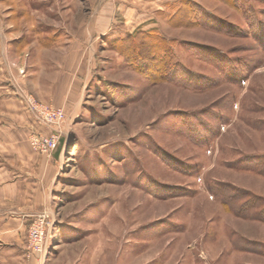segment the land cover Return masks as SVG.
<instances>
[{
  "label": "rangeland",
  "instance_id": "obj_1",
  "mask_svg": "<svg viewBox=\"0 0 264 264\" xmlns=\"http://www.w3.org/2000/svg\"><path fill=\"white\" fill-rule=\"evenodd\" d=\"M0 110L55 168L26 258L264 264V0H0Z\"/></svg>",
  "mask_w": 264,
  "mask_h": 264
},
{
  "label": "crops",
  "instance_id": "obj_2",
  "mask_svg": "<svg viewBox=\"0 0 264 264\" xmlns=\"http://www.w3.org/2000/svg\"><path fill=\"white\" fill-rule=\"evenodd\" d=\"M17 115L25 119L24 114ZM24 150L11 157L0 150V264H41L34 255L26 258L30 253L24 244L22 229L46 205L41 191L49 188L50 177L44 178V174L45 171L54 174L55 168L51 157ZM54 154L59 156L58 151ZM8 238L13 244L3 241Z\"/></svg>",
  "mask_w": 264,
  "mask_h": 264
},
{
  "label": "built area",
  "instance_id": "obj_3",
  "mask_svg": "<svg viewBox=\"0 0 264 264\" xmlns=\"http://www.w3.org/2000/svg\"><path fill=\"white\" fill-rule=\"evenodd\" d=\"M32 107H35L40 113L45 114V117L52 123H59L62 118L63 111L62 109H53L51 107H46L42 105V107L38 106L34 100L29 99ZM57 137L55 135H51L46 138L44 141L45 149H55L57 147ZM43 236H44V220L42 218L37 219L34 222L31 230H30V246L34 252L40 253L43 250Z\"/></svg>",
  "mask_w": 264,
  "mask_h": 264
}]
</instances>
